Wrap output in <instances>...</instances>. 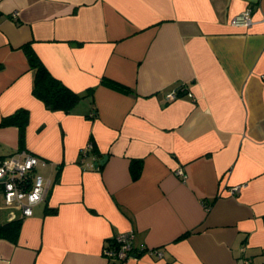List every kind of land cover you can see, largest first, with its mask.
Returning a JSON list of instances; mask_svg holds the SVG:
<instances>
[{
  "label": "crops",
  "instance_id": "obj_1",
  "mask_svg": "<svg viewBox=\"0 0 264 264\" xmlns=\"http://www.w3.org/2000/svg\"><path fill=\"white\" fill-rule=\"evenodd\" d=\"M24 44L70 109L33 94ZM0 63V161L30 152L51 180L26 217L0 183V225L20 219L0 264H264V0H0ZM180 84L193 99L166 101ZM129 230L143 251L106 258Z\"/></svg>",
  "mask_w": 264,
  "mask_h": 264
},
{
  "label": "built area",
  "instance_id": "obj_2",
  "mask_svg": "<svg viewBox=\"0 0 264 264\" xmlns=\"http://www.w3.org/2000/svg\"><path fill=\"white\" fill-rule=\"evenodd\" d=\"M255 23L251 16V11L246 9L239 14L234 15L230 24L234 26L250 27ZM186 94L193 99L192 93L186 91L184 84H180L173 89L164 92V99L172 101L180 94ZM91 144L83 148L85 153ZM44 164L45 161L39 159L36 155L27 152H16L0 161V183L3 185L2 204L11 209L18 210L21 217L30 216L33 206L42 201L51 185V180L35 171L37 165ZM176 173L185 178L181 168H177ZM240 185L229 188L230 194H235L240 190ZM11 216L15 217L11 211ZM143 248L136 249L134 246V233L132 230L120 232L114 235L111 242L103 247V255L119 262L129 259H136ZM149 253H156L158 257L162 252L158 249H148Z\"/></svg>",
  "mask_w": 264,
  "mask_h": 264
},
{
  "label": "trees",
  "instance_id": "obj_3",
  "mask_svg": "<svg viewBox=\"0 0 264 264\" xmlns=\"http://www.w3.org/2000/svg\"><path fill=\"white\" fill-rule=\"evenodd\" d=\"M24 53L30 63V66L36 69V74L34 78V84L32 92L33 94L41 99L46 107L49 109H70L79 99L80 95L69 89L60 80L56 79L50 74L48 69L44 66L41 60L38 58L36 53L31 48L30 44H24L22 46ZM3 64L0 63V69H2ZM115 85V84H114ZM23 116L22 121L19 122V127L21 130L20 135H23L24 120L26 113L24 110H18L9 117V120L14 121ZM8 122L7 119L3 123ZM140 160H136L133 165V174L137 176L140 170ZM9 224L0 225V237L9 236L10 239H14L18 233L20 219H16L12 222L13 226ZM10 232V233H9Z\"/></svg>",
  "mask_w": 264,
  "mask_h": 264
},
{
  "label": "water",
  "instance_id": "obj_4",
  "mask_svg": "<svg viewBox=\"0 0 264 264\" xmlns=\"http://www.w3.org/2000/svg\"><path fill=\"white\" fill-rule=\"evenodd\" d=\"M106 156H104V158H105Z\"/></svg>",
  "mask_w": 264,
  "mask_h": 264
}]
</instances>
